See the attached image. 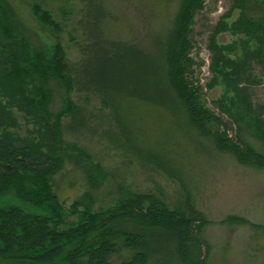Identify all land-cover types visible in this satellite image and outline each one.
I'll return each mask as SVG.
<instances>
[{"label":"trees","instance_id":"trees-1","mask_svg":"<svg viewBox=\"0 0 264 264\" xmlns=\"http://www.w3.org/2000/svg\"><path fill=\"white\" fill-rule=\"evenodd\" d=\"M108 1L81 0L77 61H67L58 45L48 60L60 87L96 97L101 109L72 103L60 114L38 97L44 81L0 9V257L21 264H208L205 217L181 171L142 139L144 120H137L136 105L168 112L183 133L214 153L264 166V154L247 140L264 145V0L255 15L246 12L249 0H234L209 28L208 69L230 93L212 101L215 110L201 101L191 56L194 18L206 0H178L167 26L145 23L129 39L106 31L113 17ZM234 10L238 15L228 23ZM223 32L252 44L242 43L232 58L216 40ZM99 143L118 151L124 162L177 183L184 199L169 206L161 192H133L102 213L85 210L78 222H65L51 191L58 154L88 164L97 158Z\"/></svg>","mask_w":264,"mask_h":264},{"label":"rangeland","instance_id":"rangeland-1","mask_svg":"<svg viewBox=\"0 0 264 264\" xmlns=\"http://www.w3.org/2000/svg\"><path fill=\"white\" fill-rule=\"evenodd\" d=\"M233 1L206 0L204 9L194 18L193 79L201 87V101L212 110V101L230 93L208 69L209 28ZM259 1L249 0L246 12L255 15ZM177 3L178 0H109L107 6L113 17L106 22L105 29L111 36L124 39L139 35L145 23L161 29L171 20ZM81 8V0H0L6 27L22 43L30 65L44 81L36 93L55 114L64 113L72 103L101 109L96 97L60 87L48 68L57 45L67 61L78 60ZM38 11L47 13L49 18L37 14ZM238 12H232L228 23ZM216 40L232 58L240 55L242 43L252 44L243 35L230 32L219 33ZM257 94L263 97L261 91ZM136 106L137 120H144L139 127L142 139L181 171L195 205L205 217L202 234L208 241V264H264V166L243 165L227 154L214 153L203 141L183 133L168 112L142 103ZM15 114L23 131V120L19 113ZM247 140L264 154V145L250 137ZM94 149L97 158L83 165H75L68 152L58 154L60 167L53 175L51 191L65 222H78L85 210L102 213L133 192H161L169 206L184 199L183 189L164 175L151 174L135 161L124 162L118 151L103 144H95ZM98 162L101 170L97 168ZM0 264L21 263L0 257Z\"/></svg>","mask_w":264,"mask_h":264}]
</instances>
